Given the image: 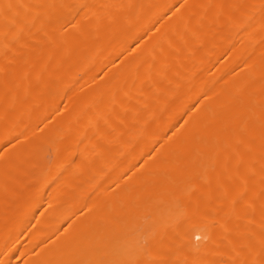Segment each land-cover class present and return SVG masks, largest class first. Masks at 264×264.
Segmentation results:
<instances>
[{"label":"bare ground","instance_id":"1","mask_svg":"<svg viewBox=\"0 0 264 264\" xmlns=\"http://www.w3.org/2000/svg\"><path fill=\"white\" fill-rule=\"evenodd\" d=\"M0 264H264V0H0Z\"/></svg>","mask_w":264,"mask_h":264},{"label":"rangeland","instance_id":"2","mask_svg":"<svg viewBox=\"0 0 264 264\" xmlns=\"http://www.w3.org/2000/svg\"><path fill=\"white\" fill-rule=\"evenodd\" d=\"M48 158H50V154H48Z\"/></svg>","mask_w":264,"mask_h":264}]
</instances>
